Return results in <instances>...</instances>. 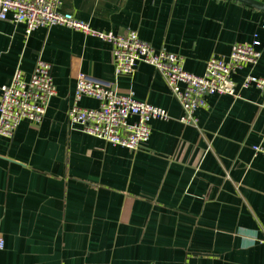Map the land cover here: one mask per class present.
<instances>
[{
	"label": "crops",
	"instance_id": "0c3cea01",
	"mask_svg": "<svg viewBox=\"0 0 264 264\" xmlns=\"http://www.w3.org/2000/svg\"><path fill=\"white\" fill-rule=\"evenodd\" d=\"M58 9L99 32L136 31L194 74L235 43L264 40V13L238 0H59ZM38 58L56 93L39 123L0 136V264H264V156L252 150L264 139V93L240 87L247 67L231 76L238 96H207L188 126L153 66L115 74L110 43L95 35L60 25L27 35L0 20V87L16 68L28 79ZM79 72L171 118L152 120L135 150L86 134L67 119Z\"/></svg>",
	"mask_w": 264,
	"mask_h": 264
},
{
	"label": "built area",
	"instance_id": "2783aa9c",
	"mask_svg": "<svg viewBox=\"0 0 264 264\" xmlns=\"http://www.w3.org/2000/svg\"><path fill=\"white\" fill-rule=\"evenodd\" d=\"M58 5L59 0H0V20L23 25L27 35L37 27L52 25L95 35L110 43L115 74H130L138 63L153 66L178 101L182 111L178 120L183 125L197 124L196 110L206 106L207 96H238L231 78L238 69H248L241 77L240 87L254 86L264 93V75L252 73L260 59V45H264V40L255 38L249 43H235L227 56L211 55L203 73L194 74L183 68L181 55L164 49L155 50L140 39L136 31L130 30L126 34L99 32L71 13L59 11ZM55 93L48 62L38 58L28 79H24L20 69L16 68L10 82L0 87V136L11 137L24 119L39 123ZM83 96L93 97L98 105L93 108L80 106L79 100ZM170 118L165 109L138 100L131 92L120 93L109 81L81 72L76 76L67 110L69 123L79 125L84 133L131 150L138 149L148 140L152 120ZM252 150L264 156V139L252 145ZM2 247L0 237V249Z\"/></svg>",
	"mask_w": 264,
	"mask_h": 264
},
{
	"label": "water",
	"instance_id": "95a60500",
	"mask_svg": "<svg viewBox=\"0 0 264 264\" xmlns=\"http://www.w3.org/2000/svg\"><path fill=\"white\" fill-rule=\"evenodd\" d=\"M240 2L246 3L250 6L260 9L264 13V2L258 0H238Z\"/></svg>",
	"mask_w": 264,
	"mask_h": 264
}]
</instances>
